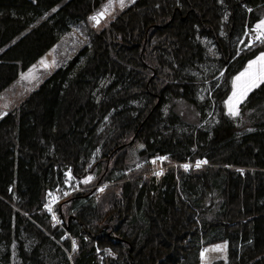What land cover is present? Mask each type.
I'll return each instance as SVG.
<instances>
[{
  "label": "trees",
  "instance_id": "1",
  "mask_svg": "<svg viewBox=\"0 0 264 264\" xmlns=\"http://www.w3.org/2000/svg\"><path fill=\"white\" fill-rule=\"evenodd\" d=\"M105 1L0 0V95L73 28L89 39L0 118V264H200L219 243L211 264H264V85L224 109L264 52L237 51L264 0H134L93 28ZM66 167L81 189L57 209L64 238L42 205Z\"/></svg>",
  "mask_w": 264,
  "mask_h": 264
},
{
  "label": "rangeland",
  "instance_id": "2",
  "mask_svg": "<svg viewBox=\"0 0 264 264\" xmlns=\"http://www.w3.org/2000/svg\"><path fill=\"white\" fill-rule=\"evenodd\" d=\"M134 0H125L126 8ZM109 0H106L103 6L97 11L98 13L103 10V7L107 5ZM121 6L118 0H113L112 7L109 10V14L103 17L102 24L106 25L112 21L117 14L118 10H121ZM261 20H264V16ZM90 23L91 20L89 19ZM255 28V27H254ZM254 28L246 30L242 39L237 45V51L239 46L244 42L245 48L253 47L254 45L261 44V41L258 40L257 33L254 31ZM221 34V32H220ZM251 36V37H250ZM203 42L209 46L210 54L214 58H220L219 54L215 53V48L212 46V41L205 38ZM254 42V44H252ZM89 43L86 30L82 29H73L71 32L65 34L61 37L59 42L49 49L38 61L30 65L25 69H20L17 79L0 95V118L4 116L7 112L16 109L22 99L25 98L33 90H37L39 86L54 72L55 69L60 68L65 65L74 55L77 53L78 49ZM264 44V43H263ZM248 64V63H247ZM247 64L245 68L247 67ZM244 68V69H245ZM32 70L31 74L29 70ZM243 69V70H244ZM242 70V71H243ZM241 71V72H242ZM240 73V72H239ZM238 73V74H239ZM237 74V75H238ZM235 77V76H234ZM209 88V87H207ZM204 90V89H203ZM205 91V90H204ZM229 94L226 98L231 95L232 85L230 86ZM225 100V101H226ZM240 105V104H239ZM238 105V109H239ZM225 113L227 109L224 102ZM235 117V116H231ZM225 136V131L221 132L219 138ZM90 178V179H89ZM85 180H88V183L92 181V176H88ZM221 202V198L217 195L215 190H211L207 198L205 199V205L208 208L209 213H213ZM220 246V250H216V246ZM201 252H204V258H201L200 264H211L215 260H225L226 259V244L219 243L215 245L208 246L204 248Z\"/></svg>",
  "mask_w": 264,
  "mask_h": 264
},
{
  "label": "snow or ice",
  "instance_id": "3",
  "mask_svg": "<svg viewBox=\"0 0 264 264\" xmlns=\"http://www.w3.org/2000/svg\"><path fill=\"white\" fill-rule=\"evenodd\" d=\"M121 8L125 6V0H118ZM223 2V0H221ZM113 0H109L108 4L103 7V10L96 15L90 17L89 19L99 24L100 19L105 15L109 14V10L112 7ZM55 11V9L53 10ZM251 11V9H249ZM254 31L257 33V39L264 43V20H260L256 23ZM32 70H29L31 74ZM232 92L228 99L225 101V106L227 109V114L230 116H237L239 114L238 105L243 102V100L248 96V94L255 88L264 85V52L260 53L255 59L249 60L247 67L236 75L232 81ZM160 160H166L167 157H159ZM155 163V161H152ZM202 163L206 161H197L196 167L199 168ZM185 171L189 170V165H182ZM162 173L157 172L156 175L159 176ZM90 179V178H89ZM85 180L84 183H87ZM103 191V189H100ZM75 241H73V248L75 249ZM216 250H220V246H216ZM109 255L111 254L109 250H105ZM201 258H204L205 253L201 252Z\"/></svg>",
  "mask_w": 264,
  "mask_h": 264
},
{
  "label": "built area",
  "instance_id": "4",
  "mask_svg": "<svg viewBox=\"0 0 264 264\" xmlns=\"http://www.w3.org/2000/svg\"><path fill=\"white\" fill-rule=\"evenodd\" d=\"M94 25L97 24L94 22ZM159 157H166V156H155L149 159V163L152 165L151 173L154 175H156L157 172L161 173L163 169L166 167L165 165H163L164 160H160ZM152 161H155V163H152ZM197 161H205V160L204 159L196 160L194 162L185 161V162L173 164L172 166H179L182 170H184L182 165L188 164L189 168L190 167L197 168L196 167ZM204 165H206V163H202L200 167ZM63 180H64L63 187H61L60 190L55 189L54 192L49 193V198L43 206L44 211L49 217L51 226L54 228H59L60 230H63V225L59 219L56 208L62 201H64L67 197H69L73 192L77 190L71 188V183L72 181H74V178L71 175L70 167H67L66 170L63 172ZM74 185L77 186L76 183H74Z\"/></svg>",
  "mask_w": 264,
  "mask_h": 264
}]
</instances>
